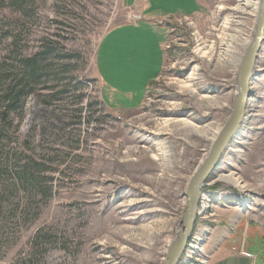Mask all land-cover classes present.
<instances>
[{
	"label": "rangeland",
	"instance_id": "obj_1",
	"mask_svg": "<svg viewBox=\"0 0 264 264\" xmlns=\"http://www.w3.org/2000/svg\"><path fill=\"white\" fill-rule=\"evenodd\" d=\"M239 2L148 0L143 18L161 30L122 0H0V264L161 263L188 181L233 106L256 19ZM226 34L240 39L219 58ZM41 50L38 77L25 73L22 60ZM254 72L176 264L210 263L228 206L264 264V40ZM231 171L244 186L217 176Z\"/></svg>",
	"mask_w": 264,
	"mask_h": 264
},
{
	"label": "water",
	"instance_id": "obj_2",
	"mask_svg": "<svg viewBox=\"0 0 264 264\" xmlns=\"http://www.w3.org/2000/svg\"><path fill=\"white\" fill-rule=\"evenodd\" d=\"M263 40L264 0H259L252 38L248 41L238 61L236 93L230 115L219 127V131L211 140L208 150L202 156L188 181L184 193L186 201L180 219V228L176 232L175 238L169 242L160 264H176L191 237L200 189L216 167L245 114V105L250 96V81L255 73V60Z\"/></svg>",
	"mask_w": 264,
	"mask_h": 264
},
{
	"label": "crops",
	"instance_id": "obj_3",
	"mask_svg": "<svg viewBox=\"0 0 264 264\" xmlns=\"http://www.w3.org/2000/svg\"><path fill=\"white\" fill-rule=\"evenodd\" d=\"M193 1L195 2L199 10L201 4L200 0H193ZM147 3L148 0H132L130 1V3L129 2L126 3L125 0H122V4L126 7H132L136 5L135 7L141 16V20L151 22L155 27L161 30H165V27L155 25L152 22V19L143 18L144 16H149L150 14L147 13V9H148ZM198 10L196 12L193 11L194 13L191 14L197 13ZM155 15H157V19H163L167 16H171L169 14H164V13H157ZM127 23H131V22L121 23L116 26H122ZM163 56L164 57H162L161 63L159 65L160 69L163 67V64L165 62V55ZM157 73L158 72L154 71L148 74L147 81L145 83V89L150 83V81L156 76ZM232 211H233V206H228L223 208L221 213L222 219H220V222L215 226L213 231L214 234L210 237L209 241L207 242L208 243L207 247L211 254V259L209 264H258L257 256L248 254V252L251 251V248H253L251 252H255L254 251V249H256L255 244L253 243L251 247L244 249L243 236L241 234H237L235 230L240 222L237 221L238 224L232 227L231 226L232 222L235 223L233 221V218L226 217L228 212H232Z\"/></svg>",
	"mask_w": 264,
	"mask_h": 264
},
{
	"label": "bare ground",
	"instance_id": "obj_4",
	"mask_svg": "<svg viewBox=\"0 0 264 264\" xmlns=\"http://www.w3.org/2000/svg\"><path fill=\"white\" fill-rule=\"evenodd\" d=\"M240 2L238 3V5H239V7L240 8H242L243 10H247V11H250V12H252L253 14H255V18H256V16H257V11H258V4H259V0H239ZM228 36V37H227ZM235 35H230V34H226V37H225V41L223 42V44L225 45L223 48H221V51H220V53H219V58L220 57H225V55L226 54H228V52H229V50H230V47H231V45H230V43H228V42H230V40L231 39H235ZM237 38V40H239L240 39V36L238 37H236ZM229 40V41H228ZM246 41H244V42H247L248 41V39L246 38L245 39ZM202 43V42H201ZM248 43V42H247ZM204 45V44H203ZM247 45V44H246ZM200 46V45H199ZM198 47V46H197ZM202 49V48H201ZM199 50V49H198ZM245 50V49H244ZM260 50V49H259ZM199 53H200V51H199ZM258 53H259V51H258ZM258 53H257V56H258ZM202 54H204V51H202ZM191 77V75H189V78ZM186 80H183L182 82H181V86L183 85V86H188V84H186V82H185ZM180 82V81H179ZM191 81H190V79H189V83H190ZM188 83V82H187ZM211 101V100H210ZM178 122H181L183 125H184V127H187L188 129L190 128L192 131H194V132H197V133H199V134H203V133H206L207 131H209V127L206 125L205 126V124H204V126H202V127H200V126H197V125H195V124H193L192 122H190L189 120H187V119H178ZM211 128V127H210ZM217 130H218V128H217ZM217 130L215 131V133L217 132ZM215 135V134H214ZM213 135V136H214ZM215 137V136H214ZM220 179H222V180H225V181H229L230 183H232V184H234L235 186H240V187H242V186H244V184H241L242 182H241V180H240V177L239 176H237L236 174H235V172H233V171H231V172H229V173H221V174H218L217 175Z\"/></svg>",
	"mask_w": 264,
	"mask_h": 264
},
{
	"label": "trees",
	"instance_id": "obj_5",
	"mask_svg": "<svg viewBox=\"0 0 264 264\" xmlns=\"http://www.w3.org/2000/svg\"><path fill=\"white\" fill-rule=\"evenodd\" d=\"M45 51L41 50L36 52L34 55L24 58L22 60V67L24 68L25 73L38 77V71L40 69V61L42 60V54ZM27 92H21V94L26 95ZM19 95V94H17ZM53 95V94H52ZM14 105V103L12 104Z\"/></svg>",
	"mask_w": 264,
	"mask_h": 264
}]
</instances>
